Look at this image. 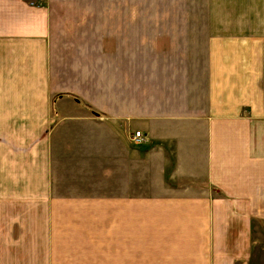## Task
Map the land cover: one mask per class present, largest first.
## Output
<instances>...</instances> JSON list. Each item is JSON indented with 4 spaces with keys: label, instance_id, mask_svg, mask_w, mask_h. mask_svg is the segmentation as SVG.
I'll list each match as a JSON object with an SVG mask.
<instances>
[{
    "label": "crops",
    "instance_id": "1",
    "mask_svg": "<svg viewBox=\"0 0 264 264\" xmlns=\"http://www.w3.org/2000/svg\"><path fill=\"white\" fill-rule=\"evenodd\" d=\"M172 1L0 0V264H256L264 0Z\"/></svg>",
    "mask_w": 264,
    "mask_h": 264
},
{
    "label": "rangeland",
    "instance_id": "2",
    "mask_svg": "<svg viewBox=\"0 0 264 264\" xmlns=\"http://www.w3.org/2000/svg\"><path fill=\"white\" fill-rule=\"evenodd\" d=\"M171 4H173L172 0H171ZM74 99L77 101L79 98L75 97ZM79 102L82 103L81 100ZM85 106L90 108L87 104ZM96 114H97V116H102V114H100L98 112H96ZM136 131H140V130H135V131L133 130L128 136V140L133 145L139 144L144 139V135L140 131L141 132V139L139 141L134 140L133 136H134V133ZM175 186H177V185H174V187ZM162 193H170V191L168 189L160 190V183H157L154 181H150V183H148L145 190L135 191V194H144V195H156V194H162ZM132 194H134V192H132ZM261 233L262 234H261L260 238L258 239V246L255 249V255H254V259L256 260V264H264V230H262Z\"/></svg>",
    "mask_w": 264,
    "mask_h": 264
},
{
    "label": "built area",
    "instance_id": "3",
    "mask_svg": "<svg viewBox=\"0 0 264 264\" xmlns=\"http://www.w3.org/2000/svg\"><path fill=\"white\" fill-rule=\"evenodd\" d=\"M133 139L136 141H139L141 139V132L140 131H136L134 133Z\"/></svg>",
    "mask_w": 264,
    "mask_h": 264
}]
</instances>
